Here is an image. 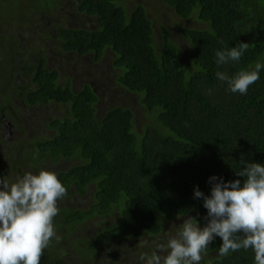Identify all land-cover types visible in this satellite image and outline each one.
<instances>
[{
    "label": "trees",
    "instance_id": "1",
    "mask_svg": "<svg viewBox=\"0 0 264 264\" xmlns=\"http://www.w3.org/2000/svg\"><path fill=\"white\" fill-rule=\"evenodd\" d=\"M15 1L0 0V9L21 18L17 11L25 5ZM62 1L68 0H31L29 8H35L34 15H47ZM69 1L72 14L94 17L98 27L73 28L58 21L55 36L61 48L91 55L96 62L110 51L115 81L124 94L119 104H106L99 111L100 95L92 84L76 89L62 83L60 71L50 68L37 48L20 58L22 32L16 28L19 37L13 33L10 55L6 52L0 61V83L15 87L23 104L64 107L62 116L46 121L52 134L26 149L23 162L29 168L17 172L18 177L50 170L67 188L54 221L62 242L52 241L40 264H71L61 248L66 243L76 247L77 258L91 262L105 246L162 235L171 223L178 232L188 216L203 227L207 209L202 198H194L196 186L210 195L213 175L243 182L235 174L242 157L264 164V68L245 95L232 93L216 77L218 71L231 77L254 69L257 62L264 64V0H163L180 18L195 15L203 22L180 30L189 42L187 54L181 53L168 29L162 28V43L157 45L153 20L143 4L129 9L126 0ZM7 37L0 30L1 46ZM239 43L249 44L240 61L217 65L216 51ZM7 63L9 70L3 67ZM6 107L0 104V116ZM87 195V206L69 201ZM94 219L97 228L90 237L74 236ZM221 244L216 237L200 264H255L251 249L221 256ZM139 256H119L118 264H144Z\"/></svg>",
    "mask_w": 264,
    "mask_h": 264
},
{
    "label": "clouds",
    "instance_id": "2",
    "mask_svg": "<svg viewBox=\"0 0 264 264\" xmlns=\"http://www.w3.org/2000/svg\"><path fill=\"white\" fill-rule=\"evenodd\" d=\"M248 48V43H239L216 51L217 65L239 62ZM262 68L264 64L257 62L254 69H242L231 77L218 71L216 77L232 93L245 95L260 79ZM6 125L10 129L9 121ZM239 163L242 167L235 174L243 182H226L213 175L208 181L210 195L199 186L194 189V198H202L207 209L205 225L201 227L192 216L182 218L180 230L167 244H157L150 255H140L144 264H200L216 237L222 240L219 255L251 249L255 264H264V164L243 157ZM66 195L67 188L50 170L26 172L11 183L6 176L0 177V264H40L44 250L53 240H61L54 221L58 203Z\"/></svg>",
    "mask_w": 264,
    "mask_h": 264
},
{
    "label": "rangeland",
    "instance_id": "3",
    "mask_svg": "<svg viewBox=\"0 0 264 264\" xmlns=\"http://www.w3.org/2000/svg\"><path fill=\"white\" fill-rule=\"evenodd\" d=\"M29 1L31 0H23L22 2L25 6L17 11V16H22L21 18L9 15L10 13L3 8L0 9L1 35L8 36L7 40L1 42L4 48L0 45V55H2L0 61H4L3 59L7 56L6 52L8 56L10 55L9 50L13 47L11 44H14L13 33H16L18 36V31L16 30V28H18L26 37L23 41V47L22 45L17 47V50L21 52L18 54L20 58L25 59L31 53L28 50H31V47H35L38 49V53L40 52L48 58L47 64L50 68H57L60 71V81L62 83L70 82L76 89L84 83L92 84L97 94L100 95V102L98 104L99 111L104 110L106 104H119V98L122 97L124 93L115 81L114 75L117 71L112 67L113 54L110 51H107L102 59L96 62L91 55L79 56L77 54L66 53L65 50L61 48L60 42L55 41V38H53L54 42H40L41 32L35 27L32 28L38 16L39 19H42V26L53 33L56 31L53 29L52 21H60L61 24L65 23L67 27L96 29L98 27L96 19L85 14L79 16L75 14V22H66L71 18L72 14L71 2L69 0L62 1L61 6L50 11L46 16H41L40 14L34 15L35 8H29ZM125 3L129 9L136 4H143L147 9L149 17L153 20L157 45L160 46L162 43V28L168 29L173 41L179 46L183 54L188 53L189 42L180 34V30L182 28L203 26V22L197 20L195 15L187 19L180 18L163 0H126ZM7 21L9 22L4 23ZM36 40H39L40 44L35 43ZM29 43H33V46L27 47ZM11 59L12 56L8 57L6 60L11 62ZM3 67L9 70L10 68L8 67H11V65L7 63L3 65ZM16 78L17 77L14 78L15 82ZM1 79L2 76L0 74V80ZM23 81L24 80H19L17 82L19 84ZM14 88L15 87H7L3 83H0V104L7 103V105H9L8 110L6 107V117L14 121L13 123H16L14 129L18 130V138L17 135H13L12 142L9 143L8 146H4L0 149V173H4V175H1V173L0 177L6 176L9 182L16 180L15 177H17L19 167H21L22 170L29 168V166L23 162V155L26 153V149L35 144L34 142L36 140L49 137L45 131V129L48 128L46 121L52 116H62V109H64L62 105L58 107L53 105V103L32 108L27 107L20 101V98L17 97ZM3 95H8V97L3 98ZM132 103H134V101L131 102V104ZM139 120L140 117L136 120L137 124H140ZM17 122L21 125H18ZM0 132H6L3 121H0ZM33 174H37V172H33ZM18 177L22 176L19 174ZM69 201L72 205L87 206L89 195L81 199V201L77 198H74V201L71 198ZM96 222L97 220L95 219L92 220V222L87 221L83 229L75 232L74 236L84 237L89 235L88 237H90L94 229L97 228ZM106 223H108V220H106ZM175 225L176 223L169 224L165 232L159 236L149 234L131 240L119 241L113 246H105L98 253V259L100 261H98L97 264H118L119 256L125 255V257L132 259L136 253L139 255L142 253L145 254L151 251L157 244H163L160 243V239L168 241L169 238L174 237L178 233L174 228ZM53 241L56 244L57 241ZM61 242L60 240L57 243ZM61 248L66 250L68 261L71 257L76 258L77 263L73 260L72 264H84L89 261H82L83 259L81 257L80 259L77 258V254L74 252L76 247L70 246L69 243L63 244ZM115 253L119 254L115 256ZM87 264L93 263L88 262Z\"/></svg>",
    "mask_w": 264,
    "mask_h": 264
},
{
    "label": "flooded vegetation",
    "instance_id": "4",
    "mask_svg": "<svg viewBox=\"0 0 264 264\" xmlns=\"http://www.w3.org/2000/svg\"><path fill=\"white\" fill-rule=\"evenodd\" d=\"M41 16H46L44 13L43 14H40ZM71 18H73L71 21H69V23H72V22H75L76 19H75V14H71ZM42 19H39V16H38V19L36 21H34V24L32 25V28L35 27L37 30H39L41 33H40V42H43V41H52L54 42L53 38H55V41H57V37L55 36V32L53 33L52 31H50L49 29H46L42 26L43 22L41 21ZM9 21L7 22H4V23H8ZM57 22H54L52 21V25H53V29L55 30V24ZM22 26V25H21ZM22 28L24 29V27L22 26ZM20 30V29H19ZM56 31V30H55ZM20 40L21 41H24L26 39V37L24 36V34H20ZM40 44V43H39ZM35 48V47H33ZM48 61V60H47ZM25 106L27 107H33L35 105H27V104H24ZM0 121H3L4 123V128L6 130V132H0V149L3 148L4 146H8L9 143L12 142V136L13 135H17L18 133V130H15L14 127H15V124L13 123L12 120H9L7 119L6 117V114H3L0 116ZM9 121L10 122V129L8 128V126L6 125V122ZM14 129V130H13ZM46 133L48 135H50L54 129H51L50 127L46 128L45 129ZM17 138H18V135H17ZM4 175V174H2ZM70 262L72 264L73 260H75V262L77 263L76 261V258L74 257H71L70 259ZM100 261L98 258H95L93 260V264H97V262Z\"/></svg>",
    "mask_w": 264,
    "mask_h": 264
}]
</instances>
